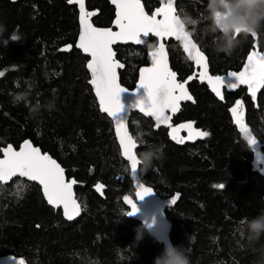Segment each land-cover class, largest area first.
Wrapping results in <instances>:
<instances>
[{
  "label": "trees",
  "instance_id": "obj_1",
  "mask_svg": "<svg viewBox=\"0 0 264 264\" xmlns=\"http://www.w3.org/2000/svg\"><path fill=\"white\" fill-rule=\"evenodd\" d=\"M143 1L149 13L160 5L159 0ZM207 2L177 0L178 13L188 12L200 20L197 28L188 30L209 57L212 74L239 71L255 37L240 36L231 55L215 52L207 28ZM236 3L229 0V7ZM88 7L100 11L94 19L97 26H111L115 9L108 0H88ZM0 29V149L10 144L18 148L31 140L61 163L69 181H76L82 206L81 216L68 221L62 210L49 206L36 183L22 178L0 183V256L23 257L28 264H154L164 246L148 231L137 242L141 223L126 215L123 197H135V188L113 122L101 112L89 84L88 58L76 48L77 6L68 0H0ZM257 34L264 52V31ZM157 43L150 37L143 46L116 47L125 65L120 71L124 86L135 88L139 70ZM69 45V51L63 50ZM168 49L179 79L193 76L189 88L195 97L194 103L183 104L174 123H192L193 129L209 134L179 145L168 129H156L151 118L133 112L129 126L139 143L138 153L148 145L163 148V158L146 173L140 165L141 178L162 198L180 193L176 206L167 210L171 240L173 245H184L192 264H254L264 237L248 246L240 225L264 211V176L234 124L231 109H240L238 100L244 104V120L264 151V88L258 104L245 88L226 91L225 101H220L197 80V70L180 44L171 40ZM30 84L27 105L14 104L11 94ZM49 99H55L52 111L43 107ZM38 102L41 110L33 115L31 106Z\"/></svg>",
  "mask_w": 264,
  "mask_h": 264
},
{
  "label": "snow or ice",
  "instance_id": "obj_2",
  "mask_svg": "<svg viewBox=\"0 0 264 264\" xmlns=\"http://www.w3.org/2000/svg\"><path fill=\"white\" fill-rule=\"evenodd\" d=\"M68 2L79 4L82 29L78 47L84 52L90 53L92 57L87 65L92 74L90 82L94 85L96 95L99 97L101 110L115 121L116 134L119 137L123 155L129 161L131 176L137 178V166L140 162L134 152L137 146L136 140L128 134L126 128L127 110L138 108L145 115L154 118L157 128L161 124L167 125L171 129L169 132L171 139L178 143L184 142L185 139L183 137L178 139L175 135L182 128L190 130L187 139H192V123L173 127L170 123L171 117L166 115V112L170 110L175 113L181 100L193 99L185 88L193 76H189L183 83L177 82L176 73L168 68L164 47L161 44L149 54L152 67L140 69V78L135 91L138 92L140 88H143L146 96L138 95L133 103L125 106L121 101V96L122 93L129 90L118 84L116 74V69L123 67V65L113 60V52L109 46L117 36L132 39L140 44L146 42L149 33H153L157 37L174 36L177 41H181L184 52L197 66L206 69V58L192 42L189 34L183 30L178 18L171 16L173 11L171 0H168L161 8L156 9L152 16L144 13L140 0H112L113 4L118 6L115 22L120 26L119 33H113L110 29L93 28L87 19L90 14L84 10V0H68ZM158 13L163 14V20L155 18ZM141 35H143L144 40L140 39ZM252 35L255 37L256 33H252ZM12 39L16 40L17 37L14 35ZM70 48L69 45L63 50ZM2 75L3 73L0 72V76ZM199 77L201 81H207L212 91L221 100L224 99L221 91L223 87L234 89L241 84L247 85L250 94L255 98L256 90L264 86V53L256 52L254 47L248 55L244 70L241 72H229L226 76L212 77L206 71H201ZM236 105L240 106L241 101H236ZM231 112L236 114L237 107H233ZM236 123L240 124L239 116H237ZM241 131L247 134L246 128L242 127ZM208 134L207 132L199 133L202 137ZM249 143L255 145L256 141L250 139ZM150 146L148 145V147ZM0 152L3 153V158L0 159V182H5L16 175L38 181L43 187L48 203L54 206L62 205L67 219L74 218L69 210L75 215L79 214V206L73 199L72 192V186L76 181L65 182L64 169L50 156L41 154L40 149L32 147L30 141L27 140L19 151L14 150L12 145H8L0 149ZM216 187L223 188L224 185L217 184ZM97 188L100 189L102 186L97 185ZM136 188L135 194L139 200H143L153 193L151 188L144 187L138 179ZM123 200L131 207V211L126 213L127 216L135 215L139 211L136 201L131 200L128 196L123 197ZM175 200L176 197L174 196L169 200V204H174ZM15 264H24V261H15Z\"/></svg>",
  "mask_w": 264,
  "mask_h": 264
},
{
  "label": "water",
  "instance_id": "obj_3",
  "mask_svg": "<svg viewBox=\"0 0 264 264\" xmlns=\"http://www.w3.org/2000/svg\"><path fill=\"white\" fill-rule=\"evenodd\" d=\"M109 3L114 7L115 9V17L113 19V22L111 24V26H107V27H101V26H97L95 23H94V19L99 15L100 11L99 9H89L88 7V0H84V10L85 12L89 13L90 15L87 17L88 19V22L91 24V26L93 28H96V29H99V30H106V29H110L113 33H119L120 32V26L118 24H116V18H117V10H118V6L116 4H113L112 0H108ZM160 1V5L156 8H161L164 4H166L168 2V0H159ZM69 3V2H68ZM70 4V3H69ZM140 4L143 8V11L146 15L148 16H152L155 12H156V9L152 12V13H149L146 9V6H145V3L143 0H140ZM171 4H172V8H173V11L171 13V16H175L176 18H180V15L178 13V8H177V0H171ZM70 5H75L77 6V9H78V12H79V24H80V31H79V35H78V38H77V42H76V48L79 49L87 58H88V62H87V65L89 63V61L92 59L90 53H86L83 51V49L79 48L78 47V44L80 43V35H81V29H82V26H81V22H80V7H79V4L78 3H72ZM157 20H163V14L162 13H158L156 14V17H155ZM181 24V23H180ZM182 27H183V30L189 34L190 36V39L192 40V42L197 46V48L199 49L200 52H202L204 54V57L206 58L205 59V63L207 64V68H203L202 66H197L192 60H190L187 56V54L184 52L183 50V47H182V42L181 41H177L176 38L174 36H162V37H157L156 35H154L153 33H149L148 37H147V40L145 43H140V44H137L134 40L132 39H128V38H121V37H116L114 40H113V43L109 46L113 52V60L114 61H118L119 64L123 65V67H118L116 69V74H117V82L118 84L125 88V89H128L129 91L125 92V93H122V96H121V101L123 104H125V106H128L130 105L131 103H133V101H135L137 99V96H146L145 94V91L143 88H140L138 92L135 91L136 87H137V84L139 82V78H140V70H139V76H138V81L136 83V86L135 88L133 89H129L127 88L126 86H124L121 82V75H120V71L123 70L125 68V65L124 63L118 58L117 56V50H116V47L118 45H134V46H143L145 45L150 37H154L157 39L158 43H157V46L155 48H158L161 44L163 45L164 47V51H165V60L167 62V65H168V68L175 72L174 69L172 68V65H171V60H170V54H169V49H168V42H170L171 40H174L176 42H178L184 52V54L186 55V57L188 58V60L190 62H192L197 70V80L200 82V83H204L208 86L209 90L220 100V101H225V92L228 91V92H236L238 91L239 89L241 88H245L247 90V95L250 96L253 100V102L255 104H258V99H259V95L261 93V91L263 90L264 86H261L260 88H258L256 90V95H255V98L252 97V95L250 94L249 92V88L247 85H244V84H241L239 85L238 87L234 88V89H228L226 86L223 87L221 89L222 91V94L224 96V99L221 100L213 91H212V88L211 86L207 83L206 80L204 81H201L200 77H199V73L201 71H206L207 74L209 76H212V77H215V76H226V74H223V75H214L212 74L211 72V68H210V62H209V57L207 56V54L201 49V47L199 46V44L196 42V40L194 39L192 33L188 30V29H184V25L181 24ZM140 39L141 40H144V37L143 35L140 36ZM254 47H255V50L256 52L258 53H264L263 51L260 50V47H259V42H258V34L256 33V36H255V43H254ZM154 48V49H155ZM71 49V48H70ZM69 49V50H70ZM68 50V51H69ZM153 50V49H152ZM150 50L148 52V56H147V64L142 66L141 68H150L152 67V64H151V59H150V52L152 51ZM253 50H251L252 52ZM249 55V54H248ZM248 58V56H247ZM247 58L245 60V63L244 65L247 63ZM244 65L243 67L239 70V71H229V72H241L244 70ZM140 68V69H141ZM87 70L89 72V75H90V80H89V84L91 85L92 89H93V92L98 100V103H99V97L96 95V91H95V87L94 85L91 84V79H92V74H91V70L87 67ZM228 72V73H229ZM176 73V72H175ZM176 79H177V82H180V83H183L184 81H181L179 79V76L178 74L176 73ZM229 79H232L231 77H229ZM191 80L188 81V83L185 85V88L186 90L188 91V93L193 97L192 100H181L179 102V106H178V109L175 113L171 112L170 110H168L166 112V115L170 116L171 117V120H170V123L173 127H178L175 125L174 123V118L179 115L181 109H182V106L183 104L187 103V102H192L194 103L195 102V97L193 96L190 88H189V83H190ZM99 107H100V103H99ZM100 110H101V107H100ZM140 112L142 113L144 116L146 117H149L151 118L153 121H154V124H155V120L153 117H150V116H147L145 115L143 112H141L138 108H133V109H130V110H127L126 112V120H125V123H126V128H127V132L129 135H131L133 138L134 136L132 135L131 133V130H130V126H129V122H130V118H131V115L133 112ZM101 112L103 114H106L113 122V125H114V131H115V135H116V138H117V142L119 144V147H120V151H121V155H122V158L128 162L129 164V161L127 160V158L123 155V150H122V147L120 145V140H119V137L117 136L116 134V128H115V121L113 120L112 117H110L107 113L103 112L101 110ZM244 114H245V107H244V104L241 103V107L240 109L237 110V113L236 114H233V121H234V124L236 125L238 131L240 132L242 138L248 143V145L250 146L251 150L253 151L254 153V158H255V163L261 167V174L264 176V151L262 149V144L261 142L257 139V137L253 134L251 128L248 126V124L246 123V121L244 120ZM237 116H239V119H240V124H237L236 123V119H237ZM244 127L246 128V131H247V134H245L244 131H241V128ZM156 129H159V128H166L169 130V132L171 131V129L165 125V124H161L158 128L155 126ZM189 131L190 130H186L185 132H183V129H180L178 132L175 133V135L177 136V138H185L184 139V142L182 143H178L176 140H173L174 142H176L177 144L179 145H184L186 143H194L196 140H198L200 138V131L197 130V129H193L191 130V132L193 133V138L192 139H187V137L189 136ZM135 139V138H134ZM250 139H255L256 141V144L255 145H252L249 143V140ZM136 140V139H135ZM26 141V140H25ZM24 141V142H25ZM27 141H30V145L32 147H35V148H39L40 149V152L41 154H47L48 156H50L53 160H55L59 165L60 167L63 168V166L61 165V163L55 159L51 154L49 153H45L41 150L40 147L36 146L31 140H27ZM24 142L18 147L16 148L14 145H12L13 149L16 150V151H19L21 146L24 144ZM136 148L134 149V152L138 158V148H139V143L136 141ZM3 158V153L2 155H0V159ZM64 177H65V182H70L68 180V177H67V174L66 172L64 171ZM130 177H131V180L133 182V185H134V188H135V193L137 191V188H136V183H137V179L139 180L140 183H142L144 185V187L146 188H151L152 189V194L146 196L143 200H139L135 194V197H132V196H129V195H125V196H128L131 200L133 201H136L138 207H139V211L135 214V215H132V216H128L129 218L133 219V220H136V221H139L141 224L144 223V224H148L152 221V219L155 217L157 218L159 221H160V224H159V233L157 235H152L150 233V231H148V233L154 237L160 244H162L164 246V248L169 244H173L172 240H171V231H172V223L171 221L168 219V216H167V210L168 209H172L176 206V204L178 203L179 199H180V193H176L174 194L173 196L171 197H168V198H162L161 196H159L157 194V192L155 191V189L146 184L142 178H141V175H140V164H138L137 166V178H133L130 174ZM17 178H22L24 180H27L29 182H32V183H36L37 185H39L41 187V190H42V193H43V196L46 200V202L48 203L47 201V198L46 196L44 195V192H43V187L42 185L39 184L38 181H32L30 179H28L27 177H20L19 175H16V176H13L12 178L8 179L7 181L5 182H0L2 184H10L12 183L15 179ZM124 178V176L122 177ZM72 192H73V199L76 201L77 205L79 206V214L78 215H75L74 213H71V210L70 211V214L74 215V218L69 220L67 219V217L65 216L64 214V208L62 205L60 206H54V205H51L49 204V206H51L52 208L56 209V210H62V213H63V216L66 220L68 221H74L76 219H78L81 214H82V206L80 204V202L78 201L77 199V195H76V191H75V185L73 184L72 186ZM178 194V196H177ZM124 196V197H125ZM176 197V200H175V203L174 204H169V200H171L173 197ZM124 202V200H123ZM124 204L126 205V207L128 208V212L131 211V207L130 205L126 204L124 202ZM153 227H155V225H153ZM20 260H23L24 261V264H28L27 260L23 257H19V256H14V255H5V256H0V264H15V261H20Z\"/></svg>",
  "mask_w": 264,
  "mask_h": 264
},
{
  "label": "clouds",
  "instance_id": "obj_4",
  "mask_svg": "<svg viewBox=\"0 0 264 264\" xmlns=\"http://www.w3.org/2000/svg\"><path fill=\"white\" fill-rule=\"evenodd\" d=\"M206 12L209 23L207 24L208 33L213 34L212 46L215 52L231 55L234 49L240 43V36H247L252 33L264 31V0H237L235 7L229 12V0H208ZM217 13L220 15L217 16ZM228 13L227 18L225 14ZM179 22L184 25V29L197 28L200 24L198 18H194L188 12H183ZM239 30V31H238ZM0 29V33H2ZM13 40V39H12ZM7 44V41L4 42ZM19 88V85H17ZM33 85H27L23 90L11 94L14 104L25 103L31 95ZM38 102L31 106V114L37 115L41 110ZM48 111L56 107L55 99H49L43 105ZM141 133V137H142ZM140 142L143 143V140ZM163 158V148L160 145H151L146 150L138 153L139 164L142 166L141 171L147 172L154 166V161ZM160 221L153 218L147 225L142 223L136 229V241L143 239L146 231L152 235L159 233ZM151 225V226H150ZM155 225V227H153ZM241 235L247 242L248 246H254L264 237V211L251 219H245L240 225ZM243 246V245H242ZM259 258L254 264H264V246L261 247ZM96 264H99L97 261ZM154 264H192L190 256L184 245H173L169 243L164 250L155 257Z\"/></svg>",
  "mask_w": 264,
  "mask_h": 264
},
{
  "label": "rangeland",
  "instance_id": "obj_5",
  "mask_svg": "<svg viewBox=\"0 0 264 264\" xmlns=\"http://www.w3.org/2000/svg\"><path fill=\"white\" fill-rule=\"evenodd\" d=\"M231 10H232L231 7H229V12H231ZM219 15H220V14L218 13L217 16H219ZM227 15H228V13L225 14V18H227ZM185 125H186V124H185ZM183 129H184V130H188V129H186V128H183ZM191 130H193V127H192Z\"/></svg>",
  "mask_w": 264,
  "mask_h": 264
},
{
  "label": "flooded vegetation",
  "instance_id": "obj_6",
  "mask_svg": "<svg viewBox=\"0 0 264 264\" xmlns=\"http://www.w3.org/2000/svg\"><path fill=\"white\" fill-rule=\"evenodd\" d=\"M183 129V128H182ZM186 130L183 129V132H185Z\"/></svg>",
  "mask_w": 264,
  "mask_h": 264
}]
</instances>
